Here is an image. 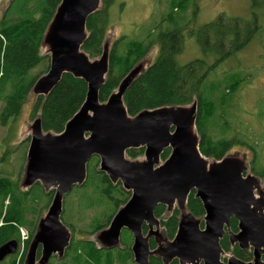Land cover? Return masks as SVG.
<instances>
[{
  "label": "water",
  "instance_id": "95a60500",
  "mask_svg": "<svg viewBox=\"0 0 264 264\" xmlns=\"http://www.w3.org/2000/svg\"><path fill=\"white\" fill-rule=\"evenodd\" d=\"M100 5L101 0H61L43 37L49 68L34 83L32 93L47 96L63 74L82 79L87 92L62 133H43L39 119L30 126L21 186L27 188L38 182L45 191L53 190V198L38 222L23 264H47L53 256L63 257L70 239L61 221L63 198L73 187L83 185L92 157L99 159V171L111 183H121L131 193L107 230L98 234L103 248L118 247L120 234L126 229L132 236L135 264H149L151 256L160 257L163 264L172 260L179 264H258V251L264 248V194L259 192L255 176H244L247 168L242 159L227 156L210 162L201 155L195 125L197 103L145 110L130 117L123 96L144 70L143 63L120 81L105 103L99 102L98 92L109 67V43H104L100 57L94 61L81 47L87 37L86 21ZM139 148H144L143 161L127 159L128 150ZM165 149H170V154L158 166ZM191 191L205 213L202 228L201 221L185 212ZM158 205L168 211L177 207L181 212L172 240L160 231V222L154 216ZM231 219L237 222L236 233L230 231ZM144 223L148 227L146 235L142 232ZM225 233L231 245L253 249L252 263L235 256L221 261L224 252L220 241ZM151 237L156 242L153 251L149 249ZM17 250L15 240L1 245L0 263Z\"/></svg>",
  "mask_w": 264,
  "mask_h": 264
},
{
  "label": "trees",
  "instance_id": "16d2710c",
  "mask_svg": "<svg viewBox=\"0 0 264 264\" xmlns=\"http://www.w3.org/2000/svg\"><path fill=\"white\" fill-rule=\"evenodd\" d=\"M8 2L9 5L0 21V103L3 104L0 112V125L2 127H6L11 119L14 121L21 113L27 95L38 79L30 78V71L42 61H49L47 54H41L44 47L42 41L61 0H12ZM113 3L114 0H101L100 9L89 16L86 21L87 37L81 50L89 59H96L102 53L105 32L109 27L108 11ZM188 3L190 0H171L167 20L174 24L178 16L174 18L173 13L175 11L185 12ZM252 9L254 12L256 9H264V0H252ZM169 25L174 29L160 31L147 43L142 41L123 43L121 55H118L114 51L116 47H113L114 49L109 54L108 72L98 92V100L100 103H105L110 95L117 91L120 81L135 66L142 63L140 61L143 60L149 48L157 44L159 50L155 62L143 70L124 93L123 103L127 114L134 117L145 110L188 106L196 102L195 125L200 139L199 152L206 159L220 161L232 148V143L228 140L213 141L207 135L208 123L216 117L217 108L213 99L207 97L203 85L220 62L243 49L259 33L261 27L258 17L256 12L250 21L225 20L219 16L215 21L204 25L196 33L197 41L205 55L219 54V56L211 64L200 59L182 67H178L175 63V56L182 50V25ZM47 69L48 66L44 73ZM240 83V81H235L230 88L236 91ZM212 90L215 92V89ZM86 92L87 85L82 79L63 74L59 83L47 96L36 97L30 119L40 120L43 133L60 134L66 123L82 106ZM143 154L144 148L131 149L126 152V156L131 160H138ZM169 154L170 149H165L160 158L165 161ZM95 163L90 162L87 165L88 173L85 183L78 187L81 191L84 190L83 198L91 201L90 207L94 204L103 206L106 202L119 210L129 199V193L122 186L120 187V183H111L108 177L97 169ZM251 172L259 178H264V169L256 168L255 162L252 163ZM21 188L18 182H13L8 177H0V222L2 221L0 246L13 240L21 245L19 229L29 230L28 238L23 242L22 253L18 256L16 264H23L38 222L45 215L53 198V190L45 191L38 182L30 187ZM185 208L193 218L201 221L202 226L205 213L194 191L189 194ZM166 212L169 214L166 218H162ZM180 215L181 212L177 207L171 211L162 205L155 208L154 216L159 220L160 231L167 240L174 238ZM143 231L146 232V227ZM230 231L233 233L237 231V222L234 219L230 221ZM220 246L224 255L231 253V256L246 261V252L236 245H231L227 233L221 239ZM114 249L94 248L93 243L83 239L76 243L69 242L63 257L57 258L61 260L65 257L63 260L67 259L70 264H127L131 260L132 253L128 245L118 254H114ZM149 249L151 251L156 249L154 240L149 241ZM103 252L104 255H102ZM59 260L56 261L58 263L63 261ZM53 262L51 259L47 264H54ZM149 264H163V262L160 257L151 256ZM169 264L179 263L177 260H172Z\"/></svg>",
  "mask_w": 264,
  "mask_h": 264
},
{
  "label": "rangeland",
  "instance_id": "374dc122",
  "mask_svg": "<svg viewBox=\"0 0 264 264\" xmlns=\"http://www.w3.org/2000/svg\"><path fill=\"white\" fill-rule=\"evenodd\" d=\"M170 3L171 0H114L108 11L109 27L104 38V42L109 43V54L115 46L114 51L121 55L126 42L142 41L147 43L160 31L174 29L169 24L178 26L181 24L183 29L181 33L182 50L175 56L177 66L182 67L200 59L211 64L219 54L205 55L203 53L196 38L199 29L215 21L219 16L225 20L250 21L256 12L261 27L259 33L243 49L220 62L203 85L207 97L213 99L217 108L216 117H213L212 121L208 123L207 135L213 141H230L232 148L225 157L233 156L242 159L247 168L244 176H255L251 172L253 162H255L256 168L264 169V9H256L254 12L252 0H192V2L190 0L185 12L175 11L173 13L174 18L178 16V19L175 18V23L172 24L167 20ZM8 5L7 0H0V21ZM115 43L117 44L115 45ZM158 50L157 44L149 48L143 60L140 61L144 63L145 68L155 62ZM41 54H47L45 47L41 50ZM98 58L90 60L94 61ZM48 59L49 61L44 60L32 69L29 77L39 79L40 76H44L48 71L47 69L44 73L46 67L49 68L50 58ZM235 81L241 82L236 91L230 88V85ZM212 89H215V92ZM36 97L31 90L20 115L14 121L11 119L6 127L0 125V177H8L13 182H18L20 188L30 143V126L33 122L30 119V113ZM2 107L3 104L0 103V112ZM93 158L97 159L96 163V159ZM127 159L129 158L127 157ZM143 160L144 156L142 155L137 161ZM90 162L95 163L99 170L97 157H92L87 165ZM163 162L160 158L158 166H161ZM87 173L88 171H86V178ZM255 177L259 181V192L264 194V178ZM83 191L75 186L64 196L61 220L68 229L70 243L84 239L86 242L93 243L94 248L104 249L98 242L97 236L107 230L111 218L118 209L116 210L113 205L106 202L103 203V206L94 204L93 207H90L92 203L83 198ZM128 193L130 197L131 193ZM254 194L257 196L258 192ZM168 214L166 212L162 218H166ZM23 230L28 237L29 230ZM131 244V234L126 229L122 230L120 243L113 250L114 254L121 252V249L126 245L131 248ZM21 253L22 245H19L15 255L8 256L0 264H16ZM104 254L103 252L102 255ZM231 255V253L223 255L221 261L225 263ZM51 259L54 264H70L67 259H61L63 260L61 261L57 256H53ZM127 264L134 263L130 260Z\"/></svg>",
  "mask_w": 264,
  "mask_h": 264
},
{
  "label": "flooded vegetation",
  "instance_id": "af4514ba",
  "mask_svg": "<svg viewBox=\"0 0 264 264\" xmlns=\"http://www.w3.org/2000/svg\"><path fill=\"white\" fill-rule=\"evenodd\" d=\"M143 63V62H142ZM144 64V63H143ZM144 69H146L145 67H144ZM118 211V210H117ZM156 218V217H155ZM157 219V218H156ZM144 227H146V232H145V234H144V231H143V228ZM202 227V226H201ZM238 230V229H237ZM142 232H143V234L144 235H146L147 234V232H148V227H147V224L146 223H144L143 225H142ZM237 232V231H236ZM150 240H154V238L153 237H151L150 238ZM149 240V241H150ZM114 249V248H113ZM243 251H245L246 252V255H247V257H246V261H244V262H246V263H252L253 261H254V257H253V249L249 246L247 249H244ZM131 261H133V263H134V260H133V256H132V258H131ZM257 262H258V264H264V248H260V250L258 251V259H257ZM135 264V263H134Z\"/></svg>",
  "mask_w": 264,
  "mask_h": 264
},
{
  "label": "built area",
  "instance_id": "2783aa9c",
  "mask_svg": "<svg viewBox=\"0 0 264 264\" xmlns=\"http://www.w3.org/2000/svg\"><path fill=\"white\" fill-rule=\"evenodd\" d=\"M19 232H20L21 243L23 245V242L26 241L28 237H27V235H25L23 229H20Z\"/></svg>",
  "mask_w": 264,
  "mask_h": 264
},
{
  "label": "bare ground",
  "instance_id": "6f19581e",
  "mask_svg": "<svg viewBox=\"0 0 264 264\" xmlns=\"http://www.w3.org/2000/svg\"><path fill=\"white\" fill-rule=\"evenodd\" d=\"M2 225V223L0 222V226Z\"/></svg>",
  "mask_w": 264,
  "mask_h": 264
}]
</instances>
